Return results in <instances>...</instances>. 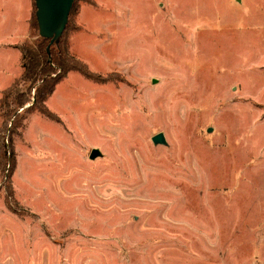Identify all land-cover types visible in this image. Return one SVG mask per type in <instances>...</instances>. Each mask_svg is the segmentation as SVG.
Segmentation results:
<instances>
[{"label": "rangeland", "instance_id": "1", "mask_svg": "<svg viewBox=\"0 0 264 264\" xmlns=\"http://www.w3.org/2000/svg\"><path fill=\"white\" fill-rule=\"evenodd\" d=\"M36 10L0 0L8 78ZM83 13L71 52L99 80L70 71L57 118L27 115L11 179L0 154V264H264V0H77L70 50Z\"/></svg>", "mask_w": 264, "mask_h": 264}, {"label": "trees", "instance_id": "2", "mask_svg": "<svg viewBox=\"0 0 264 264\" xmlns=\"http://www.w3.org/2000/svg\"><path fill=\"white\" fill-rule=\"evenodd\" d=\"M76 1L73 4L68 24L58 44L52 43L50 45L51 39L42 37L41 42L38 44V51L34 54L27 52L26 49H22L23 70L20 78L22 80H31L32 84L37 83L34 103L23 108L31 98L29 93L32 91V85L25 91L16 90L18 85L17 80L11 86L4 89L0 97V112L2 111V116L4 117L3 127L5 128L4 130H0V134L6 131L7 126L10 124L7 137L8 144L5 142V134L0 135V154L4 159L9 155L11 160L9 179H11L16 167L15 141L17 137L22 135L21 128L23 129L25 126L24 123L27 115L37 112L49 118H57L46 102L56 89V86L63 81L70 71H79L86 78L99 80L90 70L89 66L70 50V42L66 32L70 27V20ZM34 19L37 22L36 15ZM11 105H13L12 109L9 108ZM20 108H23L24 112L22 114L18 112ZM12 114L15 118L11 122L10 118Z\"/></svg>", "mask_w": 264, "mask_h": 264}, {"label": "water", "instance_id": "3", "mask_svg": "<svg viewBox=\"0 0 264 264\" xmlns=\"http://www.w3.org/2000/svg\"><path fill=\"white\" fill-rule=\"evenodd\" d=\"M74 2L75 0H35L39 33L42 37L51 39L50 45L59 43L68 24ZM152 140L155 144L167 143L163 132L155 134ZM99 155H101V151L98 148H93L90 157L96 158Z\"/></svg>", "mask_w": 264, "mask_h": 264}, {"label": "crops", "instance_id": "4", "mask_svg": "<svg viewBox=\"0 0 264 264\" xmlns=\"http://www.w3.org/2000/svg\"><path fill=\"white\" fill-rule=\"evenodd\" d=\"M81 16H82V14H81ZM84 19H85V17H84V13H83L82 21L79 20V23L81 24L83 30H80L79 32L73 33L71 35V51L73 53H75L79 58H81L83 60H84V58L82 57L79 49L77 48V43L76 42H77V38L80 36V34L82 32H84V30L86 29V26H85V24L83 22ZM20 24L24 25V18H21V22H20V18H17V19L12 18L8 22V27H14L15 28V26H19ZM96 27H101V26L97 25ZM95 30H96V32H95L96 36H99L101 34L99 32H101V31L104 32L103 29L100 30L99 28H97ZM10 43H11V41H10ZM17 57H19V58H17L18 61L21 62V53H18ZM10 63L11 62H10V60L8 58V54L0 53V71H1V73H0V97L2 95L3 90L6 89L7 87L11 86L13 84V82L16 80V78L19 77L21 75V73H22V69H21V71H18V69L16 67L15 70H14V74L8 78L7 69H10V66H9ZM68 74H67V76L64 79H66L68 77ZM70 74L73 75V77H80L78 74H76V72H71ZM77 80H78L79 83L83 82V80L81 78H77ZM56 93H57V88L54 91V94H56ZM53 95L49 98V103L52 102ZM33 114H36V116L39 115L38 113H33ZM38 117H35V121H34L35 123H38V122H42L43 124L46 123L40 117L39 118ZM30 122H31V119H30ZM30 131H32V129ZM15 147H16V169H15L14 173L17 170L18 164H20V162H21V136L18 137L17 140L15 141ZM14 173H13V175H14Z\"/></svg>", "mask_w": 264, "mask_h": 264}]
</instances>
